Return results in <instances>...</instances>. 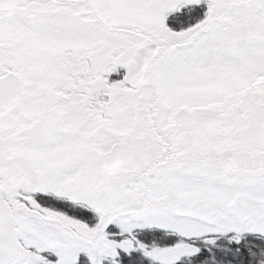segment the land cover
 Instances as JSON below:
<instances>
[{"label": "snow or ice", "instance_id": "1", "mask_svg": "<svg viewBox=\"0 0 264 264\" xmlns=\"http://www.w3.org/2000/svg\"><path fill=\"white\" fill-rule=\"evenodd\" d=\"M0 264H264V0H0Z\"/></svg>", "mask_w": 264, "mask_h": 264}]
</instances>
